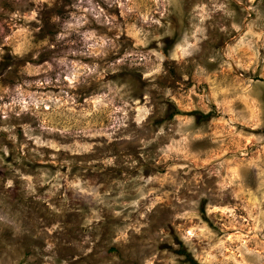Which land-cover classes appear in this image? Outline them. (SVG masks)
I'll use <instances>...</instances> for the list:
<instances>
[{
	"label": "rangeland",
	"instance_id": "rangeland-1",
	"mask_svg": "<svg viewBox=\"0 0 264 264\" xmlns=\"http://www.w3.org/2000/svg\"><path fill=\"white\" fill-rule=\"evenodd\" d=\"M0 264H264V0H0Z\"/></svg>",
	"mask_w": 264,
	"mask_h": 264
},
{
	"label": "trees",
	"instance_id": "trees-1",
	"mask_svg": "<svg viewBox=\"0 0 264 264\" xmlns=\"http://www.w3.org/2000/svg\"><path fill=\"white\" fill-rule=\"evenodd\" d=\"M193 263V262H192Z\"/></svg>",
	"mask_w": 264,
	"mask_h": 264
}]
</instances>
